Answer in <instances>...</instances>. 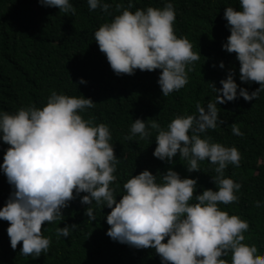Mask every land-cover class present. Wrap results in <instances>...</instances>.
<instances>
[{"label": "clouds", "instance_id": "obj_1", "mask_svg": "<svg viewBox=\"0 0 264 264\" xmlns=\"http://www.w3.org/2000/svg\"><path fill=\"white\" fill-rule=\"evenodd\" d=\"M38 2L75 13L70 0ZM87 4L90 10L99 7L106 13L112 7L105 0H87ZM115 7L122 11L94 32V40L113 72L131 75L136 69H159L157 83L163 96L184 87L190 65L200 54L192 50L187 37L175 34L176 13L171 0H165L163 7L135 11H130L132 0L126 7L120 3ZM223 16L230 35L222 48L236 54L239 80L257 82L259 87L249 94L229 70L226 79L219 82L221 88L211 84L215 100L206 108L197 102L196 113L176 115L166 127L155 119H148L146 124L137 118L126 137L139 134L145 139L154 130L153 156L171 163L179 153L187 160L188 172L200 171L198 161L207 158L214 165L216 190L206 189L194 196L196 179L181 178L169 168L159 175L158 182L157 175L145 169L123 183L124 191L117 201L110 184L116 180L119 158L110 143L109 126L94 124L91 117L81 115L94 107L90 98L53 91L41 108L29 105L15 113L0 111V141L9 145L0 171L13 189L0 207V219L9 222L6 233L13 250L22 242L21 255L39 257L47 253L51 241L42 234V224L60 219L61 210L75 198L74 192L76 196L84 192L87 194L80 196V202L89 205L85 210L89 221L96 219L93 202L111 209L106 215L110 225L106 234L136 248H153L161 264H264V255H256V245L243 243L247 220L219 207L239 199L236 192L241 185L225 177L224 170L229 164L240 165V152L235 146H224L201 135L224 123L218 118V103L238 96L245 101L256 100L264 91V0H239V9L228 6ZM219 67H224L223 62ZM78 82L86 83L83 78ZM231 131L244 135L235 123ZM254 203L261 206L260 201ZM76 227H57V236L68 237ZM229 254L230 260L225 259Z\"/></svg>", "mask_w": 264, "mask_h": 264}, {"label": "trees", "instance_id": "obj_2", "mask_svg": "<svg viewBox=\"0 0 264 264\" xmlns=\"http://www.w3.org/2000/svg\"><path fill=\"white\" fill-rule=\"evenodd\" d=\"M112 5L108 12L99 7L90 10L87 0H70L75 13L60 12L56 7L42 6L38 0H0V111L15 113L20 107L44 106L53 92L69 96L82 95L90 98L94 107L81 115L92 118L94 124L105 123L111 132L110 143L114 155L119 158L111 182L116 200L123 194V183L147 169L154 176L166 174L171 168L181 178L197 180L194 196L206 189L216 190L212 177L214 165L207 158L198 161L200 171L188 172L187 160L179 153L169 163L153 156L155 135L141 139L139 134L130 135V127L137 118L155 119L161 127L176 115L196 113V103L206 108L215 100V88H221L229 70L239 87L249 94L259 87L257 82L239 80V62L236 54L222 48L230 35L223 13L226 7L239 9V0H171L176 13L175 34L185 36L199 59L190 65L188 83L181 89L163 96L157 83L160 71H141L116 75L106 56L94 40L98 27L119 14L116 4L127 6L128 0H105ZM133 7H163L165 0H132ZM111 13V15H109ZM223 62L224 67L219 64ZM199 75V76H198ZM83 78L86 83L78 81ZM239 87L237 91H239ZM218 118L224 123L208 129L202 135L212 137L224 146H235L240 152V165L229 164L224 170L241 185L236 192L238 201L219 204L230 215L247 220L249 228L244 232L243 243L257 247V256L264 255V91L257 99L245 101L243 97L224 104H217ZM235 123L243 136L234 135L231 124ZM147 124V122H146ZM9 147L0 141V164ZM13 191L0 171V207ZM68 202L62 217L44 222L41 230L50 238L47 253L39 257L21 255L22 242L13 250L6 233L9 222L0 219V264H161L159 254L151 247L136 248L112 240L107 234L110 225L106 215L111 211L93 202L95 220L89 221L85 210L89 205L80 202V196ZM255 201L261 206L256 207ZM192 202V201H190ZM82 205V206H81ZM50 224V225H49ZM77 227L68 237L57 236L56 228ZM162 241V242H166ZM231 254L225 259L230 260Z\"/></svg>", "mask_w": 264, "mask_h": 264}, {"label": "bare ground", "instance_id": "obj_3", "mask_svg": "<svg viewBox=\"0 0 264 264\" xmlns=\"http://www.w3.org/2000/svg\"><path fill=\"white\" fill-rule=\"evenodd\" d=\"M199 76V75H198ZM82 206V205H81ZM50 223V222H49ZM50 225V224H49Z\"/></svg>", "mask_w": 264, "mask_h": 264}]
</instances>
